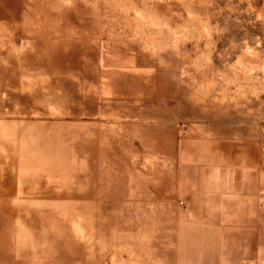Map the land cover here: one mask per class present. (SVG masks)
Masks as SVG:
<instances>
[{
  "label": "rangeland",
  "instance_id": "374dc122",
  "mask_svg": "<svg viewBox=\"0 0 264 264\" xmlns=\"http://www.w3.org/2000/svg\"><path fill=\"white\" fill-rule=\"evenodd\" d=\"M0 264H264V0H0Z\"/></svg>",
  "mask_w": 264,
  "mask_h": 264
}]
</instances>
